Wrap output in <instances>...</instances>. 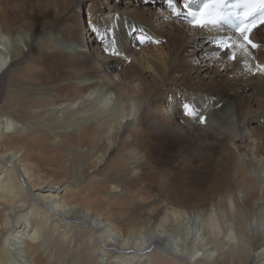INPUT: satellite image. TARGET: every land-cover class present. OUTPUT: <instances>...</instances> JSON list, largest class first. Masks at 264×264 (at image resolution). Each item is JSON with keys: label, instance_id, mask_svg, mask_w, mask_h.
<instances>
[{"label": "bare ground", "instance_id": "obj_1", "mask_svg": "<svg viewBox=\"0 0 264 264\" xmlns=\"http://www.w3.org/2000/svg\"><path fill=\"white\" fill-rule=\"evenodd\" d=\"M97 1L99 7L94 3L91 5L94 1L88 4V27L81 28L72 37L69 36L67 23L63 19L57 21V16L48 11L44 14L45 20L36 24L29 22L14 27L6 20L0 22V264H264V144L263 139H252L251 131H246L251 122L262 119L264 112L260 108L247 107L244 95L233 86L241 81L251 88L255 96L264 95V22L255 26L244 41L241 34L220 25L190 26L182 9L185 0L181 4L176 0H132L124 1V6H106L103 1ZM81 2L83 0L75 5L79 7ZM134 3L140 9L133 7ZM165 4L167 7H164ZM105 6L107 11H103ZM70 12L65 7L61 8V14ZM78 17L80 21L79 13ZM61 25H65L66 29ZM144 30L156 34L160 42L172 41L176 46L181 43L182 53L177 47V52L173 51L174 47L165 51V44L141 46L146 39L142 34H146ZM45 31L55 32L56 39H44ZM27 32H30L32 40L27 43L25 51L17 35L23 36ZM88 33L91 34L89 40L86 39ZM7 37L11 38L9 45L3 41ZM219 38L224 39L222 43L229 41L230 46L221 50L219 43H215ZM203 43L205 50L200 52ZM61 45L74 46L75 58L82 57L87 64H96L97 68L86 77L101 78L102 84L91 82L75 98L69 97L71 100L68 102L46 103L45 116L53 114L48 120L56 124L63 121L67 112L73 113L77 109V114L88 112L91 107L84 111L80 108L84 103L96 104V100L98 108H106L105 105L109 104L106 103V96L109 98L112 92L118 99L114 101L116 105L113 108V105L108 106V112L94 121L91 127L70 133L60 126L62 123L51 131L40 124L21 123L22 120L41 118L34 108L45 105L42 99L30 103V108L25 104L19 106L12 100L13 89L8 90V97L3 99L7 86L39 87L48 92L46 87L49 85L45 81L28 82L23 71L37 56L41 58L43 52L58 49ZM199 53L201 55L196 58ZM179 55L187 56L189 61L194 58L197 61L190 65L191 69L177 62L175 67L179 69L174 70L180 72L177 77L181 76V79L164 84L163 93H171L172 96L169 107H176L173 116L184 121L187 127L196 129L188 122L190 117L183 113L185 103V108L199 113V125L211 128L213 134L235 139L234 143L240 141L236 148L247 151L251 156L249 164L258 168L259 173L254 175L244 164L241 179L236 177L239 180L237 185L242 189L239 190L243 191L241 204L232 190L217 200H206L204 203L182 206L154 204L144 208L133 202L139 181L125 185L113 181L117 178L110 171L117 165L115 175L124 165L120 158L121 144L118 146V143L128 142L135 133L130 122L127 123L134 118L131 117L133 104L140 106V117L134 120L139 121L148 113L146 107L149 102L143 91L116 84L109 72L117 76L126 59L146 63L148 58L154 59L164 72H169ZM8 58L9 62L5 65ZM231 58L234 60L231 61ZM127 68L124 74L131 70L129 66ZM227 70H231L230 73ZM100 88L106 90L101 91ZM98 92L102 93L99 95ZM96 95L100 97L95 102L91 101ZM123 119L126 124H123L121 132ZM102 125L106 127L103 136ZM84 146L94 148L97 153L101 151L103 155L109 150V156L100 169L102 172L92 176L96 179L85 181L82 187L71 188L69 179L72 177L71 173L68 175L70 167L66 166V159ZM132 150L130 148V152L135 154ZM95 165L86 161L81 167L90 169ZM78 168L81 170L80 166ZM74 182L77 184V180L74 179ZM79 210H83L84 215L77 224ZM253 219L256 220L254 226L251 225ZM91 221H94L93 225H90ZM225 222L235 232V237L224 229ZM260 244L263 246L258 249ZM153 245L161 251L144 254Z\"/></svg>", "mask_w": 264, "mask_h": 264}, {"label": "rangeland", "instance_id": "obj_2", "mask_svg": "<svg viewBox=\"0 0 264 264\" xmlns=\"http://www.w3.org/2000/svg\"><path fill=\"white\" fill-rule=\"evenodd\" d=\"M77 1L79 0H0V8H1L0 9V22H2L3 20H6L10 25L14 27L25 25L26 23H29V22L36 24V23H39L45 20L44 14L46 13V11H48L50 14H52V16H57L58 18L57 21L63 19V21L67 23L68 30H69L68 31L69 36L72 37V35H75L77 32H79L81 28L86 29L88 27V22H89V17H90L89 15L90 8L88 4L91 1H94L91 3V5L95 4L94 6L99 7V1L97 0H83V2L80 3L79 7L75 5ZM100 1H103L106 6L107 5L124 6L123 5L124 1L131 2L132 0H100ZM181 1L182 0H176L178 4H181ZM136 4L137 3H134L132 4V6L139 8V6H137ZM106 6L103 11H107ZM63 7L69 9L71 12L68 14H61V8ZM164 7H167V5L165 4ZM76 11H80V12H76ZM78 13L80 15L81 22L78 21L79 20ZM96 13H98V11H96ZM160 20H162V18ZM61 26L64 29H66L65 25H61ZM144 31L146 32V34L144 33L142 34L144 37H146V39L144 40L141 46L150 45V44L156 45L158 43L165 44L164 46L165 51H171L172 48L174 47L173 51H176V49L178 48L180 52L182 53L180 49L182 45L181 43L178 44L179 46L178 47L172 41H162L161 40L160 42L156 34L149 33L146 30ZM54 33L53 31H45L43 38L54 41V39H56V36H54ZM30 35H31L30 32H27L23 36L17 35L19 36L18 37V41L20 42L19 44L25 51L27 50L26 49L27 43H29L30 39L32 38V36ZM126 35L130 36L129 34H126ZM90 37H91V34L88 33V35H86V39L89 40ZM148 38L152 40H149ZM3 41L6 42L5 43L6 45H9L11 38L9 37L3 38ZM57 44H59V42ZM204 46H205V43L201 45L200 52L205 50ZM169 47L170 48L172 47V48L170 49ZM193 47L194 46H192V48ZM68 48L70 50H68ZM74 48H75L74 46L72 47V46L61 45L60 48L58 49L56 48L51 51L48 50L49 53L48 51H45L43 52L44 55L42 53L41 58L37 56L38 58L33 60L32 64L23 71V74H24L23 76L26 77L25 80L28 82L36 83L40 81L42 82L45 81L47 85H49L48 87H46L48 88V92L45 93L44 90H41L39 87H36V89H32L27 86L24 88H20L19 86H15V87L7 86L4 88V90L6 89V91L3 94L4 95L3 99L8 97L7 95L8 90L13 89L12 94H14V96H12V100L14 103L16 102L19 106H22L23 104H25V105H29L28 107L30 108V105H31L30 103L34 101L36 102L41 101V99H42V103L45 104L44 106H41L40 104L39 108H34V111H38V113L41 115V118L39 120L38 118H36V120L35 119H31L27 121L22 120L21 123L29 122L30 125L40 124L46 129H49V131L56 128V125H58L59 123H62L60 126H62L63 129L67 128L64 130L66 131V133H70L72 131H77L82 128H86L89 126L91 127L94 121H96L100 116L104 115V113L106 114L108 112V106L110 107V105L111 106L113 105L112 106L113 108L116 105L115 104L116 102L114 101L118 99H116L117 97L115 93L112 92L111 94L109 93L110 94L109 98H108V95L106 96L107 98L106 103H109L108 105L107 104L105 105L107 109L103 106L102 108L101 107L98 108L99 105L97 104L98 100H96V98L100 97L99 95L100 93H102V92H98L99 95H96L97 97L95 96V99L94 98L91 99V101H94V102L96 100V104L84 103L82 109L79 106L80 111L81 110L84 111L85 109L91 107L88 112L86 111V112H83V114H77L79 109H77L78 111L74 110L73 113L67 112L64 114L63 121L56 122V124H55V121L48 120V118L49 117L51 118L53 114L51 115L47 114L45 116L46 113L44 112V108L48 107L47 104L50 105L53 102L56 103L57 101L58 102L60 101L68 102L72 98H75L78 92L80 91L83 92L84 87L91 85V82L93 83V81H96L97 84L99 83L102 84L101 78L90 79L86 77L88 74H91L97 68V65L87 64V60L82 57L75 58L73 55L76 53ZM216 49L218 52L217 47ZM199 55H201V53L197 54L196 58ZM87 56L89 55L87 54ZM196 58L189 61L187 56L179 55L177 58L178 60L176 61L175 65H173V67L169 70V72H164L161 69L160 65L156 61H154V59L152 58H148L146 63H137L132 59H126L127 61H125L124 65H121L119 67V72L117 71L118 72L117 76L113 74L112 72H109L110 78H112V80L114 79V82L115 83L117 82L116 84L120 85L121 87L123 88L127 87V89H130V90L132 89V90L143 91L144 95H146V97L148 96L146 101L148 100L149 105H150V106L147 105L146 107L147 112H148L147 114L149 115L146 114L147 116L146 115L142 116L139 121H134L135 118L140 117L139 114L141 110L139 109L140 106L137 105V103L133 104V107L135 109L133 108L131 117H134V118L131 121H127V123L130 122V126L134 128L135 133L132 135V138H130L128 142L126 141L125 143H118V146L121 144L120 145V151H121L120 158L121 160L124 161L123 163L124 165L121 166L120 171L115 174L117 176L114 175V171L118 169L116 167L117 165H115L114 170L110 171L113 174V176L117 178L116 180H113V181L115 182L119 181L121 185H125V183L127 182L132 183V181L133 182L139 181L137 182L138 187H135V189H138V191L137 193H135V197L133 199V202L136 203L137 206L140 205L141 207L146 208V205H154V204H157L158 206L159 205L160 206H166V205L167 206H178V205L182 206V205H189V204H194V203H197V204L204 203L206 200L211 201V199L212 200H215L216 198L219 199L223 195L229 194L230 191L232 190L235 191L238 202L241 204L242 203L241 199H243L242 197L243 191L240 192V190L242 189L239 187V185H237L238 181L241 179L240 178L241 170H242L241 167L244 168L245 167L244 164H246L252 174L257 175L259 173L257 172L258 168H254L253 166L249 164L250 163L249 158H251L249 153L245 150L242 151V149L236 148V145H238L240 141H236L234 143L235 139L230 140L227 137V135H224V134H215V133L213 134V130L211 128H208L205 125H199L198 123L199 113L193 112V110H189L188 108H185V103L183 106V113L190 117V121L188 120L187 121L190 123V125L196 126V129L187 127L184 124V121L179 120L177 117L173 116V114L175 115L174 112H175L176 107L174 106V108L172 109L169 107L170 102H172V96H171V93H163V90L166 87V85L164 84L169 80L178 81L181 79V76L177 77L180 74V72H178L177 70L176 71L174 70L178 68V67H175L177 65V62L178 64L184 63L186 66L188 65V68L191 69L190 65L192 63L196 64L195 62L197 61ZM42 59H44L45 61L43 60L42 62ZM233 60L234 59L231 58V61ZM8 62H9V58H8V61L5 63V65ZM42 64H45V65H42ZM128 66L130 67L131 70L127 71L128 73L124 74L123 72L125 69H128L127 68ZM149 66L150 68H148ZM102 67L104 68L103 65ZM79 68L82 70L80 71ZM230 71L231 70H227L228 73H230ZM75 75L77 78H75ZM50 77L52 80L50 79ZM67 78L70 80H68ZM233 86L236 87L238 92L240 93L242 92L241 94L244 95V101L247 104V107L252 108V109L260 108L264 112V98H263L264 95L262 97L255 96V93L251 92V88H248V85L244 84L241 81L234 83ZM104 90L106 89L103 88L101 91H104ZM108 91H111V90L109 89ZM69 97H71V99ZM148 106L151 108H149ZM163 115H164V118H161ZM176 115H177V110H176ZM201 115H203V112H201ZM124 122L125 121L123 119L122 122L120 123L121 132L123 129L122 127L123 124H126ZM249 125H250L249 128H247V125L245 126V128H247L246 129L247 132H249V130L251 131V136H252L251 138L252 139L255 138V140H258V141L259 139H263L262 142L264 144V115H262V119H260L259 122L253 121ZM101 128H102L101 133L103 136L104 134L103 131H105L103 129H105L106 127L105 125H102ZM135 142L136 144L137 143L138 144L136 145ZM210 143L212 146H210ZM252 143H255V141L254 142L252 141ZM132 144L134 145V148ZM130 148L133 149L132 151L135 152V154H132L130 152ZM79 149L77 150L78 152L77 151L72 152V154L69 155L70 158L66 159L67 160L66 166L68 168L70 167L68 175H70L71 173L70 176L72 177L69 179V182H71L70 183L71 188H76L78 186L82 187L85 181H93L94 179H96V177L92 178V176H98V172L99 171L102 172L100 169L102 168L106 159L109 156V150H107L106 151L107 153L103 155V152L100 151L97 153L94 148L92 149V148H87L84 146V147H80ZM88 149L90 150V152ZM94 151H95V154H94ZM127 154H129V156ZM87 155L88 156L91 155L90 158H88ZM95 156H100V157L95 158ZM133 158L134 160H131ZM121 160L119 162H121ZM82 161H84V163L86 161L91 162V163H96V165L93 168L88 169V168H85L84 166L81 167L82 165H84ZM76 163H77V166L75 165ZM79 166L81 170L78 168ZM234 172H237V174L236 173L234 174ZM233 174L235 175V177ZM77 175H79L80 177ZM236 177H238L237 179L239 180H237ZM231 178L234 180H232ZM74 179L77 180V184H75ZM62 187L63 186H61L60 189H62ZM236 190H238L240 193ZM63 192L64 191H62L61 193ZM212 209L214 212V207H212ZM79 211H80V214L77 217V224L79 223V219L83 217L84 215L83 210H79ZM69 213L65 215L68 216ZM95 219L96 217L94 218V220ZM89 220L90 219H87V221ZM93 224H94V221H91L90 225H93ZM26 225L27 227H29V224L26 223ZM223 225H224V229H226V231L229 234H231L233 237L236 236L235 232L232 231L229 226H227V222H225ZM251 225L252 226L256 225L255 219L251 220ZM32 232H33V228L30 234ZM162 236L165 237L164 235ZM210 236L213 238L212 235ZM166 243H170V241H166ZM262 246L263 245L260 244L258 249L261 248ZM147 249L149 251L144 252V254L153 252V251H161V249L154 247V245L148 247Z\"/></svg>", "mask_w": 264, "mask_h": 264}]
</instances>
